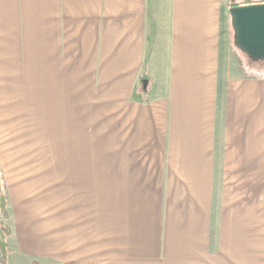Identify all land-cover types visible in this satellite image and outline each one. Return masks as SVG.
<instances>
[{
  "label": "rangeland",
  "instance_id": "obj_1",
  "mask_svg": "<svg viewBox=\"0 0 264 264\" xmlns=\"http://www.w3.org/2000/svg\"><path fill=\"white\" fill-rule=\"evenodd\" d=\"M254 1L264 0L228 6ZM230 11V22L224 14L221 25L218 75L264 78V60L236 46ZM39 71L26 68L14 77L0 68V264H264L263 163L260 179L246 164L245 180L225 178L215 164L211 223L195 193L167 189L166 171L162 179L149 175L150 195L139 202L131 190L116 196L113 157L143 112H109L106 104L78 100V86L47 84ZM135 98L145 104L147 91ZM147 113L142 124H150L153 141L157 121ZM216 117L221 140L224 119Z\"/></svg>",
  "mask_w": 264,
  "mask_h": 264
},
{
  "label": "crops",
  "instance_id": "obj_2",
  "mask_svg": "<svg viewBox=\"0 0 264 264\" xmlns=\"http://www.w3.org/2000/svg\"><path fill=\"white\" fill-rule=\"evenodd\" d=\"M228 1L0 0V68L14 77L40 70L47 84L76 85L78 100L106 104L109 112H143L113 157L116 196L131 190L139 202L150 195L149 175L162 179L166 171L167 189L195 193L211 223L215 164L225 178L244 180L246 164L259 179L264 164V78L218 75ZM141 90L145 104L135 98ZM147 112L157 121L153 141L150 124H142Z\"/></svg>",
  "mask_w": 264,
  "mask_h": 264
},
{
  "label": "water",
  "instance_id": "obj_3",
  "mask_svg": "<svg viewBox=\"0 0 264 264\" xmlns=\"http://www.w3.org/2000/svg\"><path fill=\"white\" fill-rule=\"evenodd\" d=\"M230 13L236 46L252 60H264V3L234 6Z\"/></svg>",
  "mask_w": 264,
  "mask_h": 264
},
{
  "label": "trees",
  "instance_id": "obj_4",
  "mask_svg": "<svg viewBox=\"0 0 264 264\" xmlns=\"http://www.w3.org/2000/svg\"><path fill=\"white\" fill-rule=\"evenodd\" d=\"M1 247H2V249H3V255H2V260H3V262H6V257H7V255H6V245H5V243L4 242H1Z\"/></svg>",
  "mask_w": 264,
  "mask_h": 264
}]
</instances>
